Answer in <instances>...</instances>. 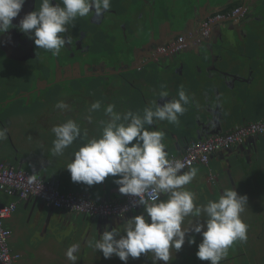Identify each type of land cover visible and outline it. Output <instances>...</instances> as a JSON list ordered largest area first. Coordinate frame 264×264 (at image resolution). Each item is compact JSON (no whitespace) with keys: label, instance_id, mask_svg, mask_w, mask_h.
<instances>
[{"label":"flooded vegetation","instance_id":"flooded-vegetation-1","mask_svg":"<svg viewBox=\"0 0 264 264\" xmlns=\"http://www.w3.org/2000/svg\"><path fill=\"white\" fill-rule=\"evenodd\" d=\"M41 3L26 0L12 23L18 25ZM110 5L101 16L73 21L65 34L72 42L59 56L37 49L15 27L0 35V129L6 132L0 158L15 167L47 165L31 141L44 146L54 126L75 121L81 128L76 142L86 143L102 131L109 104L121 115H143L145 108L155 111L165 99H178L181 87L188 95L210 77L218 81L221 70L237 73V66L241 78L235 77L230 92L237 94L229 98L232 112L242 106L241 96L264 104V0H110ZM226 60L236 67L227 71ZM223 78L232 87L234 77ZM161 91L168 96L161 98ZM60 101L68 107L56 108ZM96 101L101 108L92 112ZM210 111L215 120L221 112L227 116ZM212 128L216 125L200 127L197 136Z\"/></svg>","mask_w":264,"mask_h":264},{"label":"clouds","instance_id":"clouds-1","mask_svg":"<svg viewBox=\"0 0 264 264\" xmlns=\"http://www.w3.org/2000/svg\"><path fill=\"white\" fill-rule=\"evenodd\" d=\"M25 2L0 0V35L15 27L33 40L37 49H44L53 56H59L61 50L71 44V37L65 34L74 20L91 13L101 16L111 6L110 0H60V3L42 0L38 10L26 13L18 25H14L12 21L20 14ZM159 95L166 98L168 93L161 91ZM188 103L189 96L181 87L178 99H165L163 104H157L155 111L145 108L143 115L132 111L121 115L114 111L113 104H109L104 108L109 119L101 122L103 128L99 138L89 139L73 153L74 159L67 165V170L74 183L92 186L109 176L118 177L114 183L118 185L119 193L136 197L133 206H143L146 212V215L128 219L123 235L117 228L109 231L105 226L100 238L94 242L95 249L102 252L105 259L115 255L127 264L130 257L151 254L153 264L159 261L168 264L171 249L178 252L185 244L187 234L192 232L201 236L197 258L209 264H220L235 241H246L247 225L242 221L241 213L247 205V196L239 195L234 188H225L218 199L196 205L195 193L184 186L192 182L198 169L182 171L185 162L168 158L163 143L165 134L146 127L154 121L178 124L179 117L186 111L184 105ZM55 107L66 109L68 105L60 101ZM100 108L101 103L96 101L91 104L90 111ZM88 119L91 120V116ZM51 131L55 135L51 149L55 156L62 155L81 137V128L73 120L54 126ZM5 138V130L0 129V139ZM162 195L167 199H161ZM190 216L197 218L196 221L190 220V227H182L185 218ZM187 243H196L195 237H189ZM77 250L78 245L73 244L66 252L73 264L78 259L74 255Z\"/></svg>","mask_w":264,"mask_h":264},{"label":"crops","instance_id":"crops-1","mask_svg":"<svg viewBox=\"0 0 264 264\" xmlns=\"http://www.w3.org/2000/svg\"><path fill=\"white\" fill-rule=\"evenodd\" d=\"M193 97H195L194 89L189 95V103L184 105L186 111L182 117H179L180 122L182 118L186 117L185 120L189 121L187 124H189L190 129L192 127L195 128L191 118L194 108L191 109L190 107L188 109V105H192L190 99ZM242 99L243 104L240 106V109H234L235 111L232 112L230 117L226 116L227 121L222 126L221 134L229 133L236 126L247 125L264 118V104L258 100L241 96ZM98 117L99 120H102V116L98 115ZM175 125L171 123L167 128L163 122H160L156 127L157 130L165 134L163 143L166 146L165 151L169 159L171 157H180L188 144L213 137L207 131L197 136V130H194L187 133V144L186 140L183 139L185 133L182 134L180 129L175 127ZM146 127L149 128V126ZM101 133L102 131L96 132L95 138H99ZM34 137L36 136L33 135ZM252 138L253 140H251L257 145V152H255L251 143L248 144L247 148L246 142L250 139L247 138L241 143L211 155L207 166L197 163L185 170L186 172L191 168L198 169L197 175L192 182L184 186L187 190L195 193L196 199L194 202L196 205H203L208 200L218 199L225 188H234L239 195H246L248 198L243 212L249 215L264 212V135ZM54 139L55 135L49 136L44 146L39 145L37 147L36 154L38 158L48 161L49 164L51 163V167H49L48 163L44 165L48 166V169L42 170L41 173H45V176H55L54 180H48L55 182L57 189L61 193L85 194L95 203L104 201L116 203L123 200L125 195L119 193L118 185L114 183L118 177L109 176L102 183L92 186L74 183L70 178L67 165L74 159L73 153L84 143L79 144L80 142L74 141L71 146L64 150L62 155L55 156L51 152ZM33 143L35 145V142ZM28 164L26 166L29 169ZM38 164L34 162L32 165L37 169L39 167ZM26 168L23 167V170ZM161 199H167V196L162 195ZM15 200H17L16 196L8 197L0 191V201L3 204ZM30 209L32 214H36L33 225L17 226L22 220L23 213H26ZM140 214L146 215L143 206H137L133 212L123 218V221L119 222L118 226H109L108 224H100L103 218L98 216L92 217L82 213L67 212L62 209L52 208L50 210V207L42 200L32 197L18 203L16 211L10 218L5 220L4 227L10 233L9 247H11V251L14 254L20 255L18 264H73L66 256L67 249L73 244L78 245V250L74 253L78 258L76 264H124L115 255L105 259L102 252L95 249L94 242L100 238V235L105 230V226H108L109 231L117 228L123 235L125 222L133 216ZM112 219L116 222L120 221L118 217H112ZM196 219L191 216L186 217L182 226L188 227L190 226L189 221L195 222ZM200 219L202 220L203 217ZM192 236L195 237L196 243L190 244L188 250L195 251L198 250L197 246L201 242V236L190 232L186 237ZM186 251H184V254ZM150 260L153 264V259L151 258ZM220 262L230 263L231 261L221 260ZM127 264H129V259ZM158 264H164V262L159 261ZM200 264H204V262L200 260Z\"/></svg>","mask_w":264,"mask_h":264},{"label":"built area","instance_id":"built-area-1","mask_svg":"<svg viewBox=\"0 0 264 264\" xmlns=\"http://www.w3.org/2000/svg\"><path fill=\"white\" fill-rule=\"evenodd\" d=\"M258 135H264V118L247 125L236 126L227 134H219L206 140L190 143L185 147L180 157H171L170 159H179L185 162L186 167L182 171L197 163L207 166L211 155ZM0 191L5 196L17 197V200L7 204L0 201V264H18L20 259V255L14 254L9 249L10 233L4 227L5 220L16 211L19 202L33 197L42 200L54 209L82 213L92 217H118L120 219L133 212L137 207L133 206V201L137 198L128 195H125L121 202L95 203L85 194L61 193L55 187V182L44 180L40 175L18 171L16 167L5 165L2 162H0Z\"/></svg>","mask_w":264,"mask_h":264},{"label":"water","instance_id":"water-1","mask_svg":"<svg viewBox=\"0 0 264 264\" xmlns=\"http://www.w3.org/2000/svg\"><path fill=\"white\" fill-rule=\"evenodd\" d=\"M226 63H227V60L225 61V64ZM226 66H227V71H230V69L236 67L235 65H230V64H226ZM237 71H238L237 73H234V72H223V70H221V73L223 75L218 79V81H212L213 79L212 77H210L208 78L207 81L199 83L197 86L194 87L195 97L190 99L192 105L190 106L188 105V109H190V107L191 109L194 108L193 113H191V116H192L191 118L193 120V125L195 126V130L199 129L200 127L206 129V128H211L213 125H216L215 129L212 128L213 130L212 129L209 130V135L215 136V135H219L222 133V126L226 123L227 119L224 115H222L221 111H224L227 117H230L232 114L233 103L232 101L229 100V98L235 99L237 96L236 93H230V92L235 91L234 82L237 81L235 77L241 78V74H240L241 67L240 66H237ZM225 74H230L234 77L232 87H229L227 79H225L227 77L223 78ZM192 92L193 90H190L188 92V95H190ZM215 109H219L221 112L217 120H215L212 111H210V110H215ZM185 118H182L181 122L179 121V123L175 125V127L180 129L182 134L185 133V135L183 136V139L187 138V133H190L191 131L194 130V128L190 129L189 124H187L189 121L185 120ZM163 123L166 125L167 128L171 124L167 121H164ZM251 139L253 140V138H250L249 141ZM252 140L251 142L249 141L246 142L247 148L249 146L248 144L251 143V145L255 149V152H257L258 151L257 145ZM35 155L37 154L35 153ZM50 165L51 163L49 164V167L52 166ZM28 166H29V173L31 175H40L42 179L44 180L45 179H51V180L55 179V176L53 175H50L49 177L45 175L42 176V173H41L42 170L48 169V166H43L41 168L38 167L37 169H35L34 166L30 163L28 164ZM16 169L18 171H25L23 170L22 162H20L17 165ZM55 187L57 188L56 183H55ZM51 209L52 208L50 207V210ZM121 221H123V218L120 219V221L116 222L110 217V218H103L102 221H100L101 222L100 224H105V225L108 224L109 226H118L119 222Z\"/></svg>","mask_w":264,"mask_h":264},{"label":"rangeland","instance_id":"rangeland-1","mask_svg":"<svg viewBox=\"0 0 264 264\" xmlns=\"http://www.w3.org/2000/svg\"><path fill=\"white\" fill-rule=\"evenodd\" d=\"M31 144L33 145L32 146L33 148L38 147L37 143H35L34 145V143L31 141ZM1 159L0 161L5 163V165H9L12 163L14 165V162L12 160L6 161L3 160V158ZM25 172L26 173L29 172L28 167L25 169ZM44 174H42V176H44ZM35 218H36V214L35 215L32 214L30 209L26 213L25 212L23 213L22 220L21 222L18 223L17 226H32L33 223L35 222ZM46 219L47 217L45 218V222ZM241 219L247 225V239L246 241H239V240L235 241L229 247L227 256L224 259H222L231 262L230 263L220 262V264H264V212L262 211L255 215H251V214L249 215L246 214L245 212H242ZM182 227H187V226H182ZM187 239L188 238L186 237L185 244L178 252H176L175 249H171V259L168 262V264H200V260L196 256L197 250L195 251L188 250L190 244L187 243ZM8 246H10L9 242H8ZM10 248L11 247H9V249ZM184 251H186L185 254ZM151 258H152L151 254H142L139 258L130 257L129 264H152L150 260ZM203 262L204 264H209L208 261H203Z\"/></svg>","mask_w":264,"mask_h":264}]
</instances>
